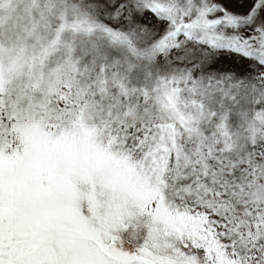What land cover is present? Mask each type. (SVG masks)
Listing matches in <instances>:
<instances>
[{
    "label": "snow or ice",
    "instance_id": "snow-or-ice-1",
    "mask_svg": "<svg viewBox=\"0 0 264 264\" xmlns=\"http://www.w3.org/2000/svg\"><path fill=\"white\" fill-rule=\"evenodd\" d=\"M0 264H264V0H0Z\"/></svg>",
    "mask_w": 264,
    "mask_h": 264
}]
</instances>
